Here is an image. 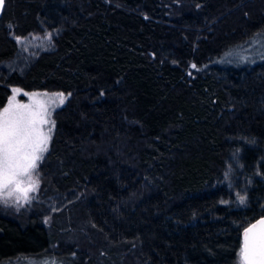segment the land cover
<instances>
[{"label":"trees","instance_id":"16d2710c","mask_svg":"<svg viewBox=\"0 0 264 264\" xmlns=\"http://www.w3.org/2000/svg\"><path fill=\"white\" fill-rule=\"evenodd\" d=\"M14 89L67 98L42 207L0 209V264H242L264 216V0H6L0 111Z\"/></svg>","mask_w":264,"mask_h":264},{"label":"snow or ice","instance_id":"6c2138e0","mask_svg":"<svg viewBox=\"0 0 264 264\" xmlns=\"http://www.w3.org/2000/svg\"><path fill=\"white\" fill-rule=\"evenodd\" d=\"M3 2L0 0V5ZM53 95L59 96L63 102V93ZM14 101L15 96L10 98L9 106L0 112V194L15 186L16 192H23L26 196L29 189H21L16 178L37 167V161L47 151L50 135L42 131V125L48 121L40 112L32 111L30 106L24 104L13 107ZM240 200L243 203L244 197H240ZM258 223L264 226V220ZM253 229H256V225L245 230L242 264H264V227L257 231Z\"/></svg>","mask_w":264,"mask_h":264},{"label":"rangeland","instance_id":"374dc122","mask_svg":"<svg viewBox=\"0 0 264 264\" xmlns=\"http://www.w3.org/2000/svg\"><path fill=\"white\" fill-rule=\"evenodd\" d=\"M32 38H35V41L42 42L44 38L43 35L32 33L30 35ZM263 46V44H261ZM258 51V49L253 48V52ZM230 59H239L240 61H244L245 58L241 53H234ZM62 93V92H52V91H32V92H24L18 91L10 96H15V101L13 102V107H16L19 104H24L30 106L32 111L40 112L43 115V118L48 121L42 125V131L48 133L50 135V139L48 141L47 150L50 147L51 139L53 136L55 120L53 117V112L56 108L63 105L66 101L67 95L64 93L63 102H61V98L59 96H54L53 94ZM47 94V95H45ZM6 103L5 107L9 106V101ZM4 107V108H5ZM3 108V109H4ZM3 109L0 112H3ZM54 122V124L52 123ZM50 129V132H49ZM45 153V152H44ZM42 154V156L44 155ZM39 161H37V167L35 169L30 170L28 174H21L16 179L19 181V187L21 189H29L27 191L26 196L23 192H16L15 186H11L9 189L5 190L2 194H0V209H11L15 211L21 210H39L42 207V204L38 202V196L41 189V176L39 172ZM48 220V218H45ZM81 235H83V231L81 229L72 231L70 237H63L64 241L72 242L80 240Z\"/></svg>","mask_w":264,"mask_h":264},{"label":"water","instance_id":"95a60500","mask_svg":"<svg viewBox=\"0 0 264 264\" xmlns=\"http://www.w3.org/2000/svg\"><path fill=\"white\" fill-rule=\"evenodd\" d=\"M5 5H6V0H4L3 4L0 5V21H1V18L3 16V12H4V9H5ZM264 220V216L258 218L257 220H255L254 222H252L249 226H247L244 231H243V234H242V248L244 247V243H245V230L246 229H251L253 225H256V229H253V231H257L259 230L261 227H264L262 225H260L258 222L259 221H262Z\"/></svg>","mask_w":264,"mask_h":264}]
</instances>
